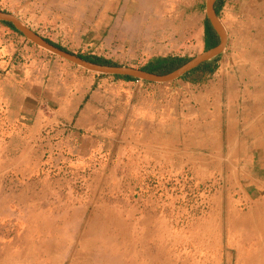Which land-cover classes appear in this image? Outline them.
<instances>
[{"label":"rangeland","instance_id":"rangeland-1","mask_svg":"<svg viewBox=\"0 0 264 264\" xmlns=\"http://www.w3.org/2000/svg\"><path fill=\"white\" fill-rule=\"evenodd\" d=\"M207 2L0 11L74 55L144 70L209 50ZM224 32L207 70L155 83L85 70L0 21V264H264V40Z\"/></svg>","mask_w":264,"mask_h":264},{"label":"water","instance_id":"water-1","mask_svg":"<svg viewBox=\"0 0 264 264\" xmlns=\"http://www.w3.org/2000/svg\"><path fill=\"white\" fill-rule=\"evenodd\" d=\"M217 0H208L207 2V15L211 26L214 28L216 33L220 36V44L216 47L209 49L202 55H199L191 60H189L186 64L178 68L177 70L166 74L159 75L155 73H150L140 69L122 67V66H113V65H105V64H97L86 61L77 55H74L68 51H65L51 42L41 37L31 29L27 28L23 25L14 15L4 13L0 11V21L12 23L16 29L21 31L32 43L35 45L63 58L64 60L81 67L85 70L101 74V75H112V76H121V77H132L136 79H142L155 83H171L176 80L181 79L185 75L191 73L192 71L198 69L200 66L205 63L210 62L217 56L223 53L226 47V34L222 29L220 22L217 17L215 4Z\"/></svg>","mask_w":264,"mask_h":264},{"label":"crops","instance_id":"crops-1","mask_svg":"<svg viewBox=\"0 0 264 264\" xmlns=\"http://www.w3.org/2000/svg\"><path fill=\"white\" fill-rule=\"evenodd\" d=\"M217 17L220 22V25L225 29L229 38L233 36L238 37L240 35H254V36L257 35V36L262 37V40H264V0H228L226 2V7L223 10L222 9L219 10V12L217 13ZM244 21H246V25H247L246 27L247 32H245V34L244 32L241 31V28L238 27L239 23H242ZM228 41L230 42V40ZM225 50H226V47H225ZM225 50L223 51L222 54L225 53ZM261 53L262 54L259 55L258 52L256 51L253 52L254 54L253 63L255 62L253 66L255 67V64H256L258 67L261 68V70H263L264 59L262 58H264V53L263 51ZM256 55L258 57H256ZM220 56L221 54L217 56L216 58H214L213 60H211L210 62H214ZM261 73L263 74V72ZM86 97L87 96L85 95L82 98L83 103H84V100H86ZM37 103H39V99H36L35 97H31L30 103L27 104L28 108L24 107V110L30 114L35 113L32 111L35 109ZM92 103H93L92 100L87 102L86 109L87 108L89 109V107L92 106ZM86 109L79 116L80 117L79 123L77 124L80 126H82L86 120V116L88 114L87 113L88 111Z\"/></svg>","mask_w":264,"mask_h":264},{"label":"trees","instance_id":"trees-1","mask_svg":"<svg viewBox=\"0 0 264 264\" xmlns=\"http://www.w3.org/2000/svg\"><path fill=\"white\" fill-rule=\"evenodd\" d=\"M221 4H222V0H218L216 3V6H215L217 13L219 12ZM3 23L5 25H7L8 27L12 28L13 30L18 31L12 23H8V22H3ZM207 23H208L207 31H208V36H209V38L207 40V48L212 49V48L216 47L217 45H219V41H218L216 32L213 30L212 26L210 25V22L207 21ZM52 44L64 50V48H62L61 46L56 45L54 43H52ZM78 57H80L86 61L92 62V63L115 66L114 64H112L111 62H108V61H98L97 59H92V58L85 57V56H78ZM188 61L189 60L185 59V58H159L156 61L151 62L149 64L148 68L144 69V71L159 74V75H166V74H169V73L177 70L178 68H180L181 66L186 64ZM210 64L211 63H205L204 65L200 66L198 69H196V70L192 71L191 73L185 75L183 78H187L189 75H191L194 72L201 71L203 69L207 70L208 67L210 66ZM116 77L127 80V81L135 80L134 78L127 77V76H125V77L116 76Z\"/></svg>","mask_w":264,"mask_h":264},{"label":"bare ground","instance_id":"bare-ground-1","mask_svg":"<svg viewBox=\"0 0 264 264\" xmlns=\"http://www.w3.org/2000/svg\"><path fill=\"white\" fill-rule=\"evenodd\" d=\"M263 164H264V162H263ZM262 171H263V170H262ZM243 173H244V172H243ZM259 174H260V173H259ZM250 178H251V177H250ZM251 179H252V178H251ZM257 179H258V178H257ZM258 181H259V180H258ZM253 183H254V182H253ZM244 185H246V184H244ZM250 185H251V184H250ZM262 186H263V185H262ZM262 186H261V187H262ZM252 187H253V186H252ZM247 189H248V188H247ZM255 191H256V190H255ZM262 191H263V190H262ZM247 194H248V193H247ZM256 197H257V196H256ZM256 197H255V198H256ZM250 198H251V197H250ZM251 236H252V235H251ZM250 239H251V238H250ZM255 239H256V238H255ZM249 241H250V240H249ZM256 241H257V239H256ZM254 242H255V241H254ZM256 243L258 244V242H256ZM243 244H244V243H243ZM263 244H264V243H263ZM263 244H262V245H263ZM246 245H247V244H246ZM249 245H250V244H249ZM252 246H253V245H252ZM254 246H255V244H254ZM261 247H262V246H261ZM257 248H258V247H257ZM259 249H260V248H259ZM254 250H255V249H254ZM233 251H234V250H233ZM254 252H255V251H254ZM258 253H259V252H258ZM256 256H257V255H256ZM256 256H255V257H256ZM246 260H247V259H246Z\"/></svg>","mask_w":264,"mask_h":264}]
</instances>
